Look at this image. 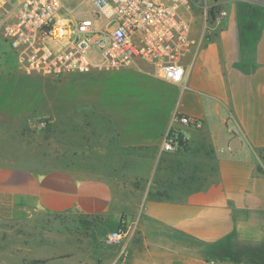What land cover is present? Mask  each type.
<instances>
[{"label":"crops","instance_id":"1","mask_svg":"<svg viewBox=\"0 0 264 264\" xmlns=\"http://www.w3.org/2000/svg\"><path fill=\"white\" fill-rule=\"evenodd\" d=\"M61 1L60 19L83 20ZM224 3L226 16L204 39L203 18L186 15L203 40L182 59L179 85L136 60L70 75L81 85L68 89L67 101H48V76L0 60V221L83 215L99 220L103 236L124 226L127 264H252L206 252L233 233L240 245L264 249V6L214 4ZM48 109L66 159L45 170L30 125ZM176 112L201 128L175 125L187 140L162 152ZM89 248L99 264H112V248Z\"/></svg>","mask_w":264,"mask_h":264},{"label":"built area","instance_id":"2","mask_svg":"<svg viewBox=\"0 0 264 264\" xmlns=\"http://www.w3.org/2000/svg\"><path fill=\"white\" fill-rule=\"evenodd\" d=\"M89 1L93 15L73 23L60 19L61 0H0V36L9 45L16 68L25 74L62 78L92 68L126 69L141 60L150 64L159 78L179 85L184 77L182 59L196 54L201 41L226 16L217 4L212 6L214 12H208L204 0L205 33L199 40L192 36L186 18L197 5L193 0ZM238 1L264 6V0ZM100 19L114 21L115 26H96ZM177 124L201 128L200 120L174 113L162 140V152H173L187 140L175 130ZM102 243L112 248V264H127L124 226L108 231Z\"/></svg>","mask_w":264,"mask_h":264},{"label":"rangeland","instance_id":"3","mask_svg":"<svg viewBox=\"0 0 264 264\" xmlns=\"http://www.w3.org/2000/svg\"><path fill=\"white\" fill-rule=\"evenodd\" d=\"M215 1L206 0L208 12L215 11L212 7ZM193 2L197 5L193 7L192 13L197 20H201L204 14V0ZM66 3L72 7L73 13L79 19L93 15L94 10L89 0H66ZM226 5L224 3L218 9L225 8ZM96 26L113 28L115 22L108 23L100 19ZM0 60L14 61L9 45L3 40L0 41ZM43 85L48 101L55 100V96L67 101L68 89L81 84L76 80V76L62 78L48 76L43 78ZM83 113V109H79L75 114L82 117ZM55 115L48 109L32 119L30 125L32 132L37 135L32 137V143H35L36 148L43 153L42 168L45 170L52 168L55 158L62 157L59 155L63 154L66 159L65 148H61L62 144L57 140V134H52ZM94 228H97V233L94 232ZM103 233L101 227L99 228L98 219L76 214L36 213L32 218L20 222L0 221V264H99L96 257H90L89 246L91 242L102 243ZM36 261L40 263H35Z\"/></svg>","mask_w":264,"mask_h":264},{"label":"trees","instance_id":"4","mask_svg":"<svg viewBox=\"0 0 264 264\" xmlns=\"http://www.w3.org/2000/svg\"><path fill=\"white\" fill-rule=\"evenodd\" d=\"M206 252L220 261L264 264V249H254L251 245H240L237 242L235 233L208 246ZM35 263L40 262L36 261Z\"/></svg>","mask_w":264,"mask_h":264}]
</instances>
